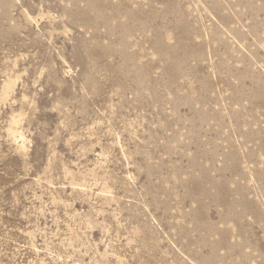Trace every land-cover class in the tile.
I'll use <instances>...</instances> for the list:
<instances>
[{"label":"rangeland","instance_id":"obj_1","mask_svg":"<svg viewBox=\"0 0 264 264\" xmlns=\"http://www.w3.org/2000/svg\"><path fill=\"white\" fill-rule=\"evenodd\" d=\"M0 264H264V0H0Z\"/></svg>","mask_w":264,"mask_h":264}]
</instances>
